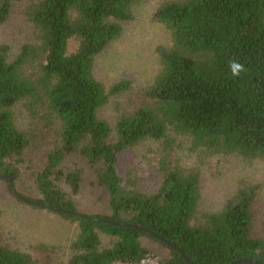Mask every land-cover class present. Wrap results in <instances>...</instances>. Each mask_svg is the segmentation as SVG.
Wrapping results in <instances>:
<instances>
[{
  "label": "trees",
  "instance_id": "16d2710c",
  "mask_svg": "<svg viewBox=\"0 0 264 264\" xmlns=\"http://www.w3.org/2000/svg\"><path fill=\"white\" fill-rule=\"evenodd\" d=\"M140 1L0 0V27L21 3L35 31L34 41L13 58L9 45L0 46V174L16 187L31 147L15 123L14 108L23 103L44 122L51 141L34 175L41 199L25 198L77 225L68 264H187L159 239L175 244L193 264H264V237L255 228L260 186L242 184L220 211L199 217L201 173L174 159L172 136L187 137L204 157L264 161V0L163 3L155 18L170 31L171 42L158 48L162 70L144 89L142 102L112 127L99 112L112 96L129 91L132 81L107 89L95 63L135 20L133 7ZM71 40L78 47L70 54ZM231 60L247 71L233 78ZM147 140L163 147L162 181L152 194L139 190L135 171L123 176L119 169L122 155ZM74 156L87 161L108 192L110 214L82 213L58 188L67 181L79 192L82 172L64 168ZM143 237L167 247L171 256L157 257ZM0 264H34V258L0 243Z\"/></svg>",
  "mask_w": 264,
  "mask_h": 264
},
{
  "label": "rangeland",
  "instance_id": "374dc122",
  "mask_svg": "<svg viewBox=\"0 0 264 264\" xmlns=\"http://www.w3.org/2000/svg\"><path fill=\"white\" fill-rule=\"evenodd\" d=\"M171 0H141L133 7L135 20L124 25L122 36L112 42L96 59L95 75L107 89L124 81H132V87L124 94L112 96L99 112V117L115 126L120 114L133 110L143 99L144 89L149 87L162 70L159 47L171 42L170 31L155 18L157 9ZM23 5L15 3L9 21L0 27V46L9 45L12 58L21 47L34 41L35 31L22 14ZM78 42L71 40L68 52L77 50ZM15 123L25 132L31 147L20 165V179L16 183L18 193L39 200L40 192L35 183V173L44 163L51 141L46 137L44 122L34 118L23 103L14 108ZM174 159L184 169H197L201 173V201L199 217L205 213L220 211L226 201L244 183L260 186L256 203L255 228L264 237V161L245 160L239 156L204 157L193 151L187 137L175 136ZM163 147L160 142L147 140L124 153L119 169L124 176L135 171L139 190L152 194L161 185L159 160ZM65 171L82 172L78 193H74L66 181L58 182V188L70 198L82 213L110 214V196L98 184L96 173L82 157H70L64 164ZM78 235V227L58 214L19 202L12 196L9 184L0 180V243L30 254L34 264H68L73 256L72 243ZM104 245L110 241L103 237ZM143 245L157 257L168 258L171 251L155 241L143 237ZM146 264H155L148 261Z\"/></svg>",
  "mask_w": 264,
  "mask_h": 264
},
{
  "label": "water",
  "instance_id": "95a60500",
  "mask_svg": "<svg viewBox=\"0 0 264 264\" xmlns=\"http://www.w3.org/2000/svg\"><path fill=\"white\" fill-rule=\"evenodd\" d=\"M0 180H8L9 190H10L11 194L15 198L20 200L21 202H23V203H25L27 205L33 206V207L40 208V209L50 210V211H53V212H59L58 210L53 209V208H51V207H49V206H47L45 204H41V203L30 201V200L26 199L23 195L18 193V191H17V189L15 187L14 181L9 176L0 174ZM159 241L164 243L167 247H169V248L175 250L176 252H178L187 264H193L191 261L188 260V258L185 256V254L175 244H173L171 242H168L166 240H163V239H159ZM235 263L236 264H260V263H258L256 261H253V260H250V259H241V260H238Z\"/></svg>",
  "mask_w": 264,
  "mask_h": 264
},
{
  "label": "clouds",
  "instance_id": "9594fccd",
  "mask_svg": "<svg viewBox=\"0 0 264 264\" xmlns=\"http://www.w3.org/2000/svg\"><path fill=\"white\" fill-rule=\"evenodd\" d=\"M228 67L233 78H237L242 72L247 71L245 66L237 60L229 61Z\"/></svg>",
  "mask_w": 264,
  "mask_h": 264
}]
</instances>
